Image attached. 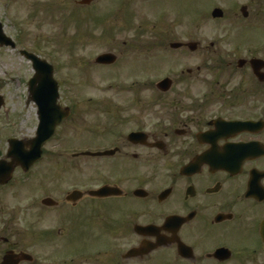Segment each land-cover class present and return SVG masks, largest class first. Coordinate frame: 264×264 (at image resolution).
Segmentation results:
<instances>
[{"label": "flooded vegetation", "instance_id": "af4514ba", "mask_svg": "<svg viewBox=\"0 0 264 264\" xmlns=\"http://www.w3.org/2000/svg\"><path fill=\"white\" fill-rule=\"evenodd\" d=\"M71 6L113 35L74 57L79 87L58 81L69 114L34 163L0 118V264H264V0Z\"/></svg>", "mask_w": 264, "mask_h": 264}, {"label": "rangeland", "instance_id": "374dc122", "mask_svg": "<svg viewBox=\"0 0 264 264\" xmlns=\"http://www.w3.org/2000/svg\"><path fill=\"white\" fill-rule=\"evenodd\" d=\"M71 7V0H0L3 31L16 44L15 47L0 45L1 94L6 96L4 107L11 108L10 117L1 111L0 118H4V123L9 126L8 138L15 135V129L21 139L32 138L34 133L28 95V80L30 74H34V67L21 50L52 62L63 90L79 87L77 66L80 65L76 66L74 57L83 54L94 56L108 49L109 41L105 37L111 38L112 31L103 28L80 30L71 17ZM83 40L84 45L78 44ZM90 70L93 78H97V85L111 84L107 81L110 70L99 67ZM153 94L151 90L150 95ZM13 121L16 122L14 126Z\"/></svg>", "mask_w": 264, "mask_h": 264}, {"label": "water", "instance_id": "95a60500", "mask_svg": "<svg viewBox=\"0 0 264 264\" xmlns=\"http://www.w3.org/2000/svg\"><path fill=\"white\" fill-rule=\"evenodd\" d=\"M0 44L16 46L15 42L8 37L3 31L2 23L0 22ZM26 58L34 62L35 76L31 79L32 84V94L36 96V100L40 103V136L37 138H32L31 140H15L11 139L12 147L11 152L14 159H16L19 164H23L21 159L23 153L21 154V148L24 146H30L31 151L27 153V164L30 165L34 163L35 158L41 154V146L44 144V141L52 137L55 133L56 126L60 124L64 118L68 117V110L63 109L60 105L57 104V101L60 97L59 94V83L55 79L54 66L37 56L32 52L25 50L21 51ZM98 62L106 63L113 61V57L110 54L105 53L104 55L99 56ZM50 101V103H46ZM12 156V155H11ZM24 164L25 161H24ZM9 175H12V166L9 163L4 161L0 162V179H5ZM1 182V181H0Z\"/></svg>", "mask_w": 264, "mask_h": 264}]
</instances>
